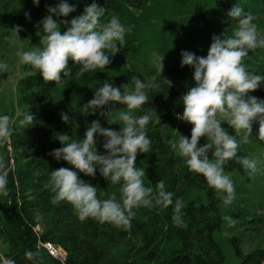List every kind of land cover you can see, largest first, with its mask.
Returning <instances> with one entry per match:
<instances>
[{"label":"clouds","instance_id":"obj_1","mask_svg":"<svg viewBox=\"0 0 264 264\" xmlns=\"http://www.w3.org/2000/svg\"><path fill=\"white\" fill-rule=\"evenodd\" d=\"M32 2L39 4V0ZM75 10V6L67 0H59L54 7L48 6L49 14L36 25L42 31L40 46L16 53L21 63L38 72L46 83L60 84L68 77L71 73L69 61L79 66L80 76L105 69L111 63L110 56L119 53L126 43V29L119 17L113 15L102 22L107 10L95 2L86 6L83 13L71 21L58 22L53 18L67 17ZM25 16L28 18L29 14L25 13ZM227 17L236 21L237 27L231 35H213L206 56L181 52V66L187 65L193 70L194 86L182 95L184 107L178 118L192 127L190 138L180 134L171 147L192 172L204 177L210 188L224 192L223 203L231 205L235 199V188L229 175L225 174L224 166L236 160L249 176L259 171L260 162L257 159L239 157L237 153L241 144L250 142L254 123L259 125V138L264 140V100L249 95L264 83V75L250 72L244 64L249 51L264 48V36L253 23L254 16L243 8L232 7ZM61 24L68 25L63 32ZM22 30L18 25L13 26V35L5 39L15 44V38H19ZM8 71V63L0 61V73ZM132 83L131 89L125 84L121 86L124 89L121 91V87L104 81L95 90L93 98L82 105L80 114L84 116L104 109L99 111V115L109 125L113 106H126L127 110H118L116 114V119L123 126L119 131L102 127L97 119L86 128L83 138L72 139L68 134H59L57 140L63 146L53 149L49 155L72 167L52 170L44 188L53 194V204L62 201L70 204L81 221L92 218L129 230L137 210L171 206L174 226L186 228L183 201L174 199L175 193L167 190L163 180L158 181L155 188L146 186V169L136 165L140 154L151 151L148 125L158 115L153 107L145 110L144 105L150 103V91L158 87V83L155 80L146 82L136 76L132 77ZM137 111L142 114L134 115ZM34 119L29 109H18L15 119L7 114L0 115V144L11 142L16 125L23 129L31 126ZM61 120L78 127L67 113H61ZM222 122H226L236 135L229 134L222 127ZM97 136L104 138L102 153L97 149ZM237 136H240L239 140ZM202 137L208 142L200 146ZM97 170L111 184L120 186L119 198L113 195L100 199L98 188L80 178V174L94 178ZM8 175V164L0 158V196L8 194ZM25 256L31 264H38L40 253L28 251Z\"/></svg>","mask_w":264,"mask_h":264},{"label":"trees","instance_id":"obj_2","mask_svg":"<svg viewBox=\"0 0 264 264\" xmlns=\"http://www.w3.org/2000/svg\"><path fill=\"white\" fill-rule=\"evenodd\" d=\"M205 0H168L171 14H192L201 10ZM226 6L243 8L249 1L264 4V0H208ZM104 7L108 13H118L122 7H141L145 0H91ZM248 3V2H247ZM249 4V3H248ZM189 51L197 54L192 47H182L172 56L169 63L163 66L160 74L154 67H145V74H136L146 82L155 80L158 87L151 89L148 110L155 109L158 117H154L148 125V136L151 140V151L137 157V167L146 169L145 185L155 188L158 181L165 182L168 191L175 193L174 199L183 201L185 208L186 228H178L172 222L173 210L145 209L136 211L131 228L125 230L110 223H100L88 218L81 221L73 207L66 203H52L53 194L44 188L52 170L60 167L71 168L63 160L57 161L49 153L62 147L57 140L59 134H68L72 139L83 138L90 125H79L77 116L73 115L74 124H66L61 120L57 107H49L51 89L56 85L44 82L42 77L30 66L22 64L24 74L16 81L18 103L26 107L35 119L31 126L21 129L16 125V132L11 142L1 144L3 156L9 167L7 196H0V254L8 264H31L25 253L39 251L38 264L43 258L56 264H98L108 249L116 245L122 238L139 235L141 244L136 248L140 258L154 260L157 264H224L223 254L213 239L212 233L220 228L222 215L218 209L215 190L210 188L204 177L192 172L182 158H179L171 147V133L168 120L178 117L183 112L181 97L194 86L192 69L181 66V52ZM71 61H69L70 63ZM167 74L177 81L176 87L163 78ZM133 87L132 80L127 84ZM256 96H264V83L258 90L251 92ZM98 110L96 114H99ZM135 112L134 115H141ZM95 115V114H92ZM159 118V119H158ZM102 127H110L119 131L117 123L107 122ZM176 127L190 138L191 125L177 119ZM229 134L236 135L226 122H222ZM242 135V134H240ZM240 139V136H237ZM104 138L97 136V149L103 152ZM202 137L199 145L207 143ZM239 157H247L246 144H241L237 153ZM211 157V153H209ZM225 171L236 170L247 177V172L236 160L229 161ZM75 170V169H72ZM80 178L98 188V197L107 199L113 195L119 198V185H113L104 179L97 170L94 178L80 174ZM39 217V219H38ZM40 227L37 228V224ZM175 238L178 248H171L165 254V245ZM239 260L235 264H262L264 249L254 248L242 253L237 246V239L230 238ZM50 243L64 251L60 261L43 247ZM128 264H133L128 261Z\"/></svg>","mask_w":264,"mask_h":264},{"label":"rangeland","instance_id":"obj_3","mask_svg":"<svg viewBox=\"0 0 264 264\" xmlns=\"http://www.w3.org/2000/svg\"><path fill=\"white\" fill-rule=\"evenodd\" d=\"M67 2L74 5L76 10L67 17H53L58 22L71 21L91 4V0ZM247 2L243 9L254 16L253 23L264 36V4L257 1H251L252 4ZM57 3L59 0H39L38 5H34L32 0H0V61H6L9 66L8 72L0 73V115L7 114L15 119L18 109L27 110L18 103L16 81L24 71L20 57L16 53L40 46L42 31L36 25L49 14L47 7H54ZM231 8L232 6L205 0L197 13L171 14L168 0H145L141 7L124 5L120 12L106 14L102 22L115 15L125 26L126 43L123 49L115 56H110L111 63L105 69H96L83 76L78 75L79 66L70 62V75L51 89L49 107H57L60 115L61 113L76 115L79 125H87L97 119L101 125L105 124L106 120L99 114L88 116L80 114L82 105L93 98L95 90L102 82L109 81L114 87H121L129 84L137 73L144 75L145 67H154L162 74L163 66L170 62L178 49L185 46L192 47L197 56H206L213 35L222 33L231 35L233 29L237 27V22L227 17V12ZM25 13L29 14L28 18ZM17 25L23 30L19 32V38H15L16 42L13 44L5 37L13 35L12 28ZM67 27V24H61V32ZM244 64L250 72L264 75V48L249 51ZM163 78L175 87L180 83L167 74H163ZM123 90L121 87V91ZM249 95L264 100V96L251 93ZM113 107L111 123H117L122 127L123 125L116 119V114L118 110H127L126 106L117 104ZM177 119L178 117H174L168 120L170 144L177 142L180 134L184 135L176 127ZM259 137V125L254 123L246 150L248 158L260 162L259 171L254 176L247 173V177L236 170L225 171L235 188V199L232 204L225 205L223 198L226 194L215 190L222 221L220 228L215 230L212 236L223 254L224 264H235L239 260L230 241L232 237L237 239V246L242 253L254 248L264 249V140ZM2 156L3 149L0 144V158ZM39 227L40 223L37 224V228ZM140 244L139 235H128L111 246L98 264H128V261L133 264H157L154 260L139 257L136 248ZM178 247V240L171 239L165 245V254L171 248ZM59 251L62 253L60 247ZM43 264L56 263L43 258Z\"/></svg>","mask_w":264,"mask_h":264},{"label":"built area","instance_id":"obj_4","mask_svg":"<svg viewBox=\"0 0 264 264\" xmlns=\"http://www.w3.org/2000/svg\"><path fill=\"white\" fill-rule=\"evenodd\" d=\"M43 247L48 251L51 256L58 260H62L64 257V251L62 250V253L59 251V247L57 248L56 246H53L50 243H43ZM61 249V248H60ZM63 254V255H62ZM0 264H8L7 259L0 254ZM262 264H264V260L262 261Z\"/></svg>","mask_w":264,"mask_h":264}]
</instances>
